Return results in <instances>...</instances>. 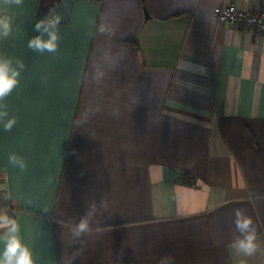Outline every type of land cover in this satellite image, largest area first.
Instances as JSON below:
<instances>
[{"label": "crops", "instance_id": "crops-1", "mask_svg": "<svg viewBox=\"0 0 264 264\" xmlns=\"http://www.w3.org/2000/svg\"><path fill=\"white\" fill-rule=\"evenodd\" d=\"M228 3L264 10L25 0L14 11L19 32L0 54L25 68L2 101L16 123L0 126V210L34 264H264V36L218 24ZM49 13L62 17L58 48L38 53L27 42ZM236 209L262 245L251 257L231 247Z\"/></svg>", "mask_w": 264, "mask_h": 264}, {"label": "clouds", "instance_id": "clouds-1", "mask_svg": "<svg viewBox=\"0 0 264 264\" xmlns=\"http://www.w3.org/2000/svg\"><path fill=\"white\" fill-rule=\"evenodd\" d=\"M25 0H0V44L13 36L19 29L14 26V11L23 8ZM62 17L49 13L46 19L35 24L38 33L27 42V47L38 53L55 52L58 48L59 28ZM23 60L5 57L0 54V126L4 131H10L16 123L15 117L7 118L2 101L16 87L21 72L24 70ZM8 162L21 170L26 169L25 160L15 153L8 157ZM7 198V197H6ZM235 228L239 233L234 236L231 247L242 256L251 257L261 249L252 219L242 209L235 210ZM89 230V223L82 218L75 226L74 235L79 237ZM0 264H34L29 247L22 243L20 226L14 213L9 215L6 209L0 210ZM239 264H246L240 261Z\"/></svg>", "mask_w": 264, "mask_h": 264}, {"label": "built area", "instance_id": "built-area-1", "mask_svg": "<svg viewBox=\"0 0 264 264\" xmlns=\"http://www.w3.org/2000/svg\"><path fill=\"white\" fill-rule=\"evenodd\" d=\"M213 16L218 24H227L233 28L245 25L254 34L264 36V10H242L228 3L216 7Z\"/></svg>", "mask_w": 264, "mask_h": 264}, {"label": "water", "instance_id": "water-1", "mask_svg": "<svg viewBox=\"0 0 264 264\" xmlns=\"http://www.w3.org/2000/svg\"><path fill=\"white\" fill-rule=\"evenodd\" d=\"M143 11H144L145 18H148V14L145 8H143Z\"/></svg>", "mask_w": 264, "mask_h": 264}]
</instances>
